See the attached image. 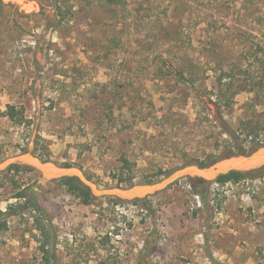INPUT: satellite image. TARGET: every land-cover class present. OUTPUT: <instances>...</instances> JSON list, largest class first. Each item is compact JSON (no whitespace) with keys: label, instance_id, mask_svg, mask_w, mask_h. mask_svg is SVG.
Returning <instances> with one entry per match:
<instances>
[{"label":"rangeland","instance_id":"rangeland-1","mask_svg":"<svg viewBox=\"0 0 264 264\" xmlns=\"http://www.w3.org/2000/svg\"><path fill=\"white\" fill-rule=\"evenodd\" d=\"M54 1L0 0V161L26 148L112 187L251 146L250 117L264 132L251 90L264 84V0H59L70 15L55 30ZM246 174L182 178L146 209L85 204L56 180L31 204L40 172L7 168L0 264L47 263L36 206L57 264H264V167Z\"/></svg>","mask_w":264,"mask_h":264},{"label":"water","instance_id":"water-1","mask_svg":"<svg viewBox=\"0 0 264 264\" xmlns=\"http://www.w3.org/2000/svg\"><path fill=\"white\" fill-rule=\"evenodd\" d=\"M18 164L25 167L37 169L41 176V182L32 190L29 201L35 204L39 190L44 184L64 177H75L89 188L94 202H100L103 197H115L124 201L136 199L148 201V197L161 190L168 188L171 184L185 177H198L205 180H216L222 174L231 171L253 172L264 167V145L256 146L247 153H240L227 157H221L209 162L206 166L197 163L185 164L171 172L165 178L150 183H137L132 186L99 187L81 169L77 167H62L54 162L44 161L33 152L26 150L23 153L11 156L0 161V171L9 166Z\"/></svg>","mask_w":264,"mask_h":264},{"label":"trees","instance_id":"trees-1","mask_svg":"<svg viewBox=\"0 0 264 264\" xmlns=\"http://www.w3.org/2000/svg\"><path fill=\"white\" fill-rule=\"evenodd\" d=\"M105 3L107 5L111 6H119L121 5L122 0H105ZM54 6V14H55V20L52 22L53 23V29L59 28L68 18L70 15V12L67 10H62L61 6L59 5V0H55L53 3ZM241 89V88H240ZM251 90L254 93V97L252 98L254 102V106H258L261 104H264V100H262L260 97L261 95L264 96V84L262 85V88H258L257 86H252ZM259 90H263V92H260ZM6 116L11 121H15L18 123H22L25 120V115L24 111L18 108V106L14 104H8L7 105V110H6ZM254 115L256 116H264V111L263 112H258L257 110L253 111ZM258 123V120L255 121L252 117L248 118V120L243 122V128L245 131V136L249 138L251 142V146L245 147L242 145H238L237 150H234L233 154L230 153L231 155H237L242 152L247 153L250 150H252L256 146L264 145V132L261 130V126ZM23 150H27L24 148ZM42 160L44 161H49V158L43 157L40 154H37ZM221 156L219 155H212L208 160H202L200 162H197L200 166H206L209 162L219 159ZM190 164V162L186 163ZM63 167H71L70 164H65L62 165ZM8 169H15V170H22V169H33L31 167H25L21 166L18 164H13L8 167ZM90 179L91 177L88 176ZM247 177V174L242 172V171H231L227 174H222L216 178V182L225 184L227 182H238L241 179ZM58 183L63 184L68 192L76 195L79 197L83 203L85 204H92L94 203V198L91 194V191L89 190L88 187H86L84 184H82L77 178L75 177H64L61 179L56 180ZM123 181H126V185L121 184ZM153 181H144L143 183H150ZM135 184L131 179L130 180H121L116 186L123 185V186H132ZM172 185V184H171ZM203 196L207 194L206 190H202L200 192ZM110 201H115L117 203H124V200H120L115 197H108L107 198ZM141 199H136L131 201L132 203H138ZM143 207L148 209L150 207V204H146L143 202ZM38 212V217H36V228L40 231V236L38 238V242L40 243L39 248L43 252L44 255H46L47 258V263L50 264L51 260H54L53 264H57V257H56V234H55V229L53 226V223L51 222L49 218V214L46 211L45 208L41 206H36L35 208ZM7 212L2 211L0 209V227H3L2 225H6V222H2L4 216H6Z\"/></svg>","mask_w":264,"mask_h":264}]
</instances>
